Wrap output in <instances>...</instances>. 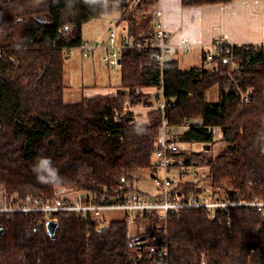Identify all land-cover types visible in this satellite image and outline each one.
<instances>
[{"label":"trees","instance_id":"1","mask_svg":"<svg viewBox=\"0 0 264 264\" xmlns=\"http://www.w3.org/2000/svg\"><path fill=\"white\" fill-rule=\"evenodd\" d=\"M148 1L156 0H120L118 8L105 13L90 10L82 0H0V187L49 195L57 187L100 192L137 182L139 172L153 169L162 114L152 111L147 122L140 123L123 104L128 100L148 105L142 89L162 77L164 96L175 100L165 110L168 124L202 120V126L178 137L183 145L197 143L202 149L181 150L178 162L210 165L213 184L228 189L233 199H264V51L235 48L238 70L231 69L220 52L207 67L198 64L182 71L171 62L161 75L156 49L128 48L115 66L120 78L115 95L65 100L66 53L83 43V25L118 10L131 40H152V16L145 25L126 13ZM242 96L249 102H242ZM215 126L221 128L225 146L211 158L204 146L211 144ZM39 157L51 160L60 181L37 183L31 166ZM57 222L55 238L50 239L39 217L0 214V264H157L162 237L149 240L157 223H163L166 233L169 264H201L202 257L206 264H264V215L246 208L213 213L183 209L164 222L151 214L146 229L136 236H130L128 224L119 219L101 227L90 219L61 214ZM142 236L145 244L138 247L135 240Z\"/></svg>","mask_w":264,"mask_h":264},{"label":"built area","instance_id":"2","mask_svg":"<svg viewBox=\"0 0 264 264\" xmlns=\"http://www.w3.org/2000/svg\"><path fill=\"white\" fill-rule=\"evenodd\" d=\"M153 29L154 39L137 41L118 40L116 32L110 28L105 41L101 44L83 42L77 48L80 49L83 58H91L96 51H101L103 53L102 62L114 67L117 66V60L121 58L125 49H156L154 59L162 75L164 65L176 62L179 54H189L196 45L187 37L180 38L177 43H171L164 29L162 12L158 9L154 12ZM251 46L258 52L264 51V41L256 44H233L225 37H218L207 46L200 45V64L205 67L209 66L212 58L223 52L231 69L238 70L239 67L234 62V49H247ZM163 83L161 77L158 82L142 89V93L148 95V105H131L128 100H125L123 104V110L135 114L136 120L140 123L147 122L146 110L160 111L162 114L156 149L153 152L154 166L150 176L155 193H144L129 182L100 192L77 187H57L49 195L19 193L0 187V214L39 217L45 224L47 221H57L61 214H72L95 221L101 227L112 220L105 218V214L109 212L119 213L120 217L114 219L122 220L127 224L134 223L138 218L139 222L145 225L149 222L151 214H155L164 222L169 215L183 209H203L208 213H213L230 208H246L264 215V199L256 197L233 199L228 195V189L214 185L210 165L192 166L178 162L177 155L183 146L178 137L190 127L202 126V120L190 118L176 126L169 125L165 110L174 106L175 100L164 96ZM242 102L248 103L249 99L242 96ZM211 130H213L211 144L213 141H223V132L219 126L212 127ZM162 224L157 223L153 226L154 233L149 240L153 242L158 235L162 237L161 257L155 263L169 264L167 238ZM206 263L207 260L202 257L201 264Z\"/></svg>","mask_w":264,"mask_h":264},{"label":"crops","instance_id":"3","mask_svg":"<svg viewBox=\"0 0 264 264\" xmlns=\"http://www.w3.org/2000/svg\"><path fill=\"white\" fill-rule=\"evenodd\" d=\"M156 6L158 8L155 11L158 9L162 12L164 29L171 43H177L180 38L187 37L190 42L196 45L189 54H179L177 58L176 62L179 68L181 63L186 67L184 71L191 68L185 62L186 60L194 59L197 54L201 55L200 45L207 46L218 37H225L228 42L233 44H256L264 41V0H233L228 4L204 6H183L181 0H157ZM142 10L138 9L139 13H142ZM155 11L151 14L150 24L152 28ZM121 15L123 16L122 13H118L116 17L102 23L97 21L92 27L94 28L93 32L99 29V32H106L107 34L110 28L114 30L115 27V29H119L117 33L118 40H129L128 23L120 17ZM99 18L95 19L99 20ZM91 21L86 24L88 25ZM94 36H89V41L99 40L97 36ZM106 37L107 35L102 36V39L105 40ZM68 52L66 58H68ZM96 52L91 58L83 60L96 67L97 60L100 59L102 62L101 52ZM65 63H67V59H65ZM64 76L67 79L65 73ZM118 79L120 81V78ZM119 81L115 86L109 83L99 87L83 86L80 89H72L71 86H68V92L79 96L78 99L80 97L113 96L119 89ZM66 83L67 81L65 85ZM187 145L191 149L193 146H200L197 143H188L184 146Z\"/></svg>","mask_w":264,"mask_h":264},{"label":"rangeland","instance_id":"4","mask_svg":"<svg viewBox=\"0 0 264 264\" xmlns=\"http://www.w3.org/2000/svg\"><path fill=\"white\" fill-rule=\"evenodd\" d=\"M142 1V0H140ZM156 2L157 0L154 1H148L147 3H149L147 5V3L142 4V13H139L138 10H133L132 9H128L126 10V13L128 15V13L130 15H133V18L136 22H144L145 25H148V23H145V20L148 19V15H151L152 12L158 8L156 6ZM138 11V12H137ZM144 11V12H143ZM121 14L122 12L120 11H112L110 13L104 14V16H100L99 20L94 19V20H90L91 22L87 25L85 24L82 28V34H81V38L82 41L84 43H91V44H101L103 41L102 36H106L107 34L106 32L101 33L99 32V29H97L95 32L94 28H92L97 21L105 22L107 20H110L114 17L117 16V14ZM121 18L124 19V15L120 16ZM89 22V21H88ZM114 30L116 31V34L119 32V29L114 27ZM105 34V35H104ZM91 35H95L99 38V40H94V41H89ZM94 36V37H95ZM101 52V51H99ZM97 53V52H96ZM95 53V54H96ZM67 54V53H66ZM98 54V53H97ZM103 53L101 52V57H102ZM68 58L67 59V63L64 64V73L66 74V78L64 76V85L65 82L66 83V87L67 90L64 92V97L65 100L67 102H74L76 100H78V97L76 94H69L68 92V86H71L72 89H80L81 87L85 86H90V87H99L102 85H105L106 83L111 84L112 86H115V84H117V82L119 81V69L118 68H114L112 66H106L104 63H102L99 60H97L96 63V67L92 66L91 64H89L88 61H85L83 59H88V58H83L81 53H80V49L79 48H73L71 50H69L68 52ZM201 59V55L197 54V56L192 59V60H186L185 62L187 63V65L189 67H195L199 64V61ZM108 68V69H107ZM186 67L181 63L180 64V70H185ZM108 73V75H107ZM67 92V97L65 96ZM215 93H211L210 97L214 98ZM145 105V104H144ZM146 116L145 119H149V113L151 111L146 110ZM199 146V145H198ZM193 146V148L191 149L190 147L187 146H182V150L184 151H188V152H197L200 151L202 149L201 146ZM225 146L224 141H213V144H210V150L207 151V155L210 156L211 158H213L215 156V154L217 152H219V149L221 147ZM151 170L150 169H145L142 170L141 172L138 173V175L136 176L135 180H137V182H129V183H133L138 190L144 192V193H149V194H153L155 193V187L153 186V184L150 181V176H151ZM120 214L119 213H114V212H109L105 214V218L110 220V219H114V218H119ZM146 229V225L141 223V222H134V223H130L128 224V233L130 236H136L137 234L141 235L142 231Z\"/></svg>","mask_w":264,"mask_h":264},{"label":"clouds","instance_id":"5","mask_svg":"<svg viewBox=\"0 0 264 264\" xmlns=\"http://www.w3.org/2000/svg\"><path fill=\"white\" fill-rule=\"evenodd\" d=\"M120 0H82V3L92 11L108 12L119 7ZM67 3L65 7H67ZM31 171L35 180L40 184H54L62 178L59 176L58 169L52 166V162L47 157H39L31 166Z\"/></svg>","mask_w":264,"mask_h":264},{"label":"water","instance_id":"6","mask_svg":"<svg viewBox=\"0 0 264 264\" xmlns=\"http://www.w3.org/2000/svg\"><path fill=\"white\" fill-rule=\"evenodd\" d=\"M120 61H121V59L117 60V64L118 65L120 64ZM209 148H210L209 145H205L204 146V149L207 150V151L209 150ZM57 224H58L57 221H47L46 224H45L46 234L50 237V239H54L55 238V229L57 227ZM2 232H3V227L0 226V235L2 234ZM145 239L146 238L144 236L136 239L135 240L136 246H138V247L139 246H143L145 244L144 243Z\"/></svg>","mask_w":264,"mask_h":264}]
</instances>
